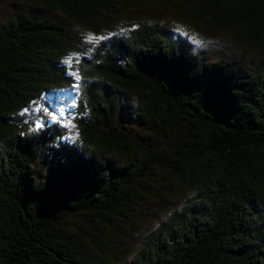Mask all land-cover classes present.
Listing matches in <instances>:
<instances>
[{
	"label": "trees",
	"instance_id": "obj_1",
	"mask_svg": "<svg viewBox=\"0 0 264 264\" xmlns=\"http://www.w3.org/2000/svg\"><path fill=\"white\" fill-rule=\"evenodd\" d=\"M131 2L185 12L186 31L226 34L256 62L191 61L162 23L117 31ZM14 4L0 20V264H115L152 199L173 208L120 264H264V0ZM56 95L69 128L33 119Z\"/></svg>",
	"mask_w": 264,
	"mask_h": 264
},
{
	"label": "rangeland",
	"instance_id": "obj_2",
	"mask_svg": "<svg viewBox=\"0 0 264 264\" xmlns=\"http://www.w3.org/2000/svg\"><path fill=\"white\" fill-rule=\"evenodd\" d=\"M139 3L144 4L145 0H139ZM133 6L134 3L131 2L130 9H133L134 11L124 10L122 13L119 19L121 22L116 28L117 31L125 25L133 27L138 21L162 23L169 26L171 30L180 32V36L182 33H186L185 40L177 41V49L183 50V52L191 61L196 62V60H199L201 64H206L211 61H232L236 63L241 71H247L248 69L252 68L253 64L256 62L258 57L256 54L235 45L234 41L226 34L221 33L217 35H204L192 31H186V29L189 28L187 14L185 12L176 10L174 7L168 4L165 6L154 4L153 7H146L145 5H142L140 8H133ZM17 8L18 6L14 4V0H0V20L4 21L8 19L12 13H16ZM26 9L27 8H25V10ZM145 9L150 10L144 15L143 11ZM177 34L178 33H174L173 36H176ZM87 39L88 41L90 40L89 42L91 43L88 44L87 53L83 54V56L91 58L92 52L97 47V38L91 35ZM74 53L76 55L74 54L73 58L78 59L77 55L79 52ZM193 57L197 58L194 59ZM77 85L78 84H75V86L71 89V93L66 92V94H70V99L66 106V101L60 103V106L63 107L61 113L64 111L70 112L74 108L73 98H75L77 92L79 91V86L77 87ZM45 101L46 99H43L41 104L34 106V110L38 109L39 111L38 116H34V121L38 122L43 120L51 124L54 121H60L61 125H65L67 128H69L71 126L69 122L70 117H59V110L53 106L59 102L58 96L56 95L53 97L52 104L45 103ZM22 120L24 121L25 117L22 118ZM65 132L67 133L68 130ZM69 134L72 136L71 133ZM174 185L175 184L171 186L174 187ZM169 195L172 198V201H174V198L178 195V193L177 191H169ZM142 205L143 206L139 208V212H137L135 216L136 223L140 225L141 229L135 232L130 230L132 232V236L130 238L122 237L121 241L119 242L121 248L120 251L117 249H113L111 251V254L114 255V259H119V261L115 264H120V262H123V260H127L129 257H131L140 248L141 242L146 233L152 228V224L161 218V215L165 210L173 208L172 203L164 204L158 199H152L149 201V204L147 203ZM109 237L117 241L112 233L109 234Z\"/></svg>",
	"mask_w": 264,
	"mask_h": 264
},
{
	"label": "snow or ice",
	"instance_id": "obj_3",
	"mask_svg": "<svg viewBox=\"0 0 264 264\" xmlns=\"http://www.w3.org/2000/svg\"><path fill=\"white\" fill-rule=\"evenodd\" d=\"M68 62L71 63V60H69ZM77 79H79V76H77Z\"/></svg>",
	"mask_w": 264,
	"mask_h": 264
}]
</instances>
